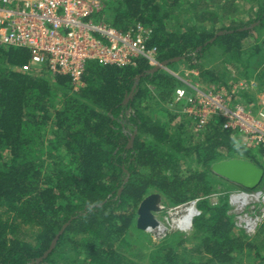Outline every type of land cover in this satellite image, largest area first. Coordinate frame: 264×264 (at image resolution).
I'll return each mask as SVG.
<instances>
[{"label": "trees", "instance_id": "obj_1", "mask_svg": "<svg viewBox=\"0 0 264 264\" xmlns=\"http://www.w3.org/2000/svg\"><path fill=\"white\" fill-rule=\"evenodd\" d=\"M216 1L116 0L108 21L150 27L158 60L183 56L206 85L249 81L248 63L264 52V0H247L253 19L219 28L217 11L231 17L233 8ZM207 52H219L221 70L202 65ZM28 60L27 49L0 44V264H142V253L127 256V239L143 231L137 209L154 192L165 204L204 198L191 232L164 237L148 264H243L246 254L264 264V222L248 237L234 229L227 194L216 204L205 198L231 183L212 163L241 157L264 170V148L255 156L215 117L193 133L189 119L162 105L173 104L178 80L144 59L134 67L89 62L77 90L67 75L20 71ZM226 62L241 69L231 76Z\"/></svg>", "mask_w": 264, "mask_h": 264}, {"label": "built area", "instance_id": "obj_2", "mask_svg": "<svg viewBox=\"0 0 264 264\" xmlns=\"http://www.w3.org/2000/svg\"><path fill=\"white\" fill-rule=\"evenodd\" d=\"M108 1L116 0H0V44L27 49L28 64L20 71L33 67L40 71L43 64L52 75L69 76L75 89L83 85L82 75L89 62L134 67L144 59L150 67L161 65L157 48L148 45L152 29L140 22L126 30L114 27L102 13ZM164 68L180 82L174 88L173 102L184 104L179 114L192 122L195 132L215 117L245 148H264V91L251 100L243 96L258 86L254 80L206 85ZM223 194H227L234 229L252 237L264 222V184ZM220 195L213 192L205 198L216 204ZM202 198L160 205V211L165 212L162 220L157 219V224L146 230L160 237L172 230L188 233L201 213L197 202Z\"/></svg>", "mask_w": 264, "mask_h": 264}, {"label": "rangeland", "instance_id": "obj_3", "mask_svg": "<svg viewBox=\"0 0 264 264\" xmlns=\"http://www.w3.org/2000/svg\"><path fill=\"white\" fill-rule=\"evenodd\" d=\"M114 2L115 1H108L107 4H106V7L102 10V13H104L106 15V19L107 20H109V18H108L109 17V11L107 9L108 5H110V4L114 3ZM216 3H218L220 5L223 4V5L226 6V8H233V10H231L229 12V15L231 17H226V15L224 13H222L220 10H218L217 7L211 9V11H213V10L217 11L218 10L217 11L218 12V21L215 24L216 28H219L221 25L238 24L241 21L242 22H246L250 18L253 19L254 16H255L254 14H255V10H256L255 8L256 7L252 5L253 3L251 1L249 2L247 0H232V1L217 0ZM218 4H215L213 6L217 5L218 7H220V5H218ZM231 5H233L234 7H231ZM231 21H233V22H231ZM211 22L212 21H207L206 25L208 26V24H210ZM250 27L253 28L254 26L253 27L250 26ZM254 36H255V33H251V35L249 37H247L245 40H243V45H242L243 48H246L251 42L254 41ZM261 60L264 61V52H262L261 56L253 57L251 59V61L248 63V69H249V72H250V76H249V79H247V80H254L258 84V86L255 88V90L251 91V93H250V94H253V99H255V95L257 93H260L261 91H264V84L262 83L261 76H260L261 72L259 74L256 73L257 67H258L259 70H262L264 68V66L259 63V61H261ZM201 63H202V65L205 68L211 69V70L219 71V70H221V68H223L222 67V61H221V58L219 56V52H207L205 54V56L201 58ZM42 65L43 64H41L40 66L43 69ZM167 66L170 68V70H173L178 75L186 76L185 78L190 79L191 81H197V82L200 81V82H203L202 84H205V81L200 76L198 77V75H199L198 73L194 74V71L196 72L197 69L194 68V67H190L187 64L185 59H181L179 61L167 63ZM225 66L229 70V72H231V76L236 75L238 70L241 69L240 66L239 67L237 65L235 66L234 64H232L230 62L229 63L226 62ZM30 69L31 68H29L26 72H28V71L29 72L30 71L38 72L34 67L32 68V70H30ZM162 69L165 70L164 67ZM185 73H186V75H184ZM231 82H232V77H229L227 85L231 84ZM179 84H180V82H179ZM79 87L80 86L76 85V89L75 88L74 89L77 90V88H79ZM202 87L205 88V86H202ZM150 89H152V87H150ZM162 105L164 107H168L169 109L173 110L174 112H178V114H179V111L182 110V107H183L184 104L181 103V102L180 103L179 102L178 103H174L173 102V104H169L168 105L167 103H162ZM183 118L188 119L185 115L179 114L177 120H180V119H183ZM190 124H191L190 125L191 130L193 131V133H196L194 128H193L192 122ZM47 135L49 137L51 136L50 134H47ZM249 150L255 156L258 155L257 148H250ZM45 159H46V157H45ZM46 162H47V159H46ZM183 167H184L183 169H185V165ZM261 184L263 185L264 183L262 182ZM226 187H227L228 190H233V189L239 188L238 186H236L235 184H232V183H226ZM217 189H218V192H220L221 194H223L225 191H227V190H225L226 188H223L221 185L218 186ZM160 205H164V206L169 207V206H174L175 204H165V203L160 201ZM164 213H165L164 209H163V211H159L158 213H155L156 218L158 220H162ZM260 226H259V228H260ZM259 228H258V230H259ZM175 232H178V231L172 230L167 235H169L171 233L174 234ZM190 232L182 233V234H189ZM178 233H181V232H178ZM167 235H165L163 237H160V236L156 235L153 232H148L146 229H144L140 233L135 232V231L132 232V233L130 232L129 236H128V239H127V241L129 242V245H130L129 246V253H127V256L136 259V255L138 253L139 254L142 253L143 255L140 256V258H139L140 263L148 264L149 263V259H150L149 256L152 254L153 250L157 246H159L158 245L159 242H161V240L164 239V237H166ZM262 237H263V242L260 245ZM257 241H258L257 245L259 246L260 251H262L264 253V246H263L264 245V232L261 234V236L259 237V239ZM244 259L245 260L243 261V264H253V256H248L246 254L244 256Z\"/></svg>", "mask_w": 264, "mask_h": 264}, {"label": "water", "instance_id": "obj_4", "mask_svg": "<svg viewBox=\"0 0 264 264\" xmlns=\"http://www.w3.org/2000/svg\"><path fill=\"white\" fill-rule=\"evenodd\" d=\"M223 32L224 31H218L208 41H212L218 34H221ZM181 59H184V57L177 56L170 60H164L161 62V65L152 67L150 71L158 70L167 66L168 62H175ZM260 76L262 83L264 84V68L262 69ZM210 170L214 174L224 178L228 182L241 186L245 189H254L260 186L264 176V170L260 166H258L251 160L241 157H232L214 162L210 165ZM160 201L161 195L157 192L151 193L141 200L137 209L138 227L144 230L148 227H154L157 224L158 221L155 213H158L160 211ZM57 237L58 235H56V237L52 240L50 247L42 255L43 257H45L52 250ZM40 259L41 258H38V260Z\"/></svg>", "mask_w": 264, "mask_h": 264}, {"label": "bare ground", "instance_id": "obj_5", "mask_svg": "<svg viewBox=\"0 0 264 264\" xmlns=\"http://www.w3.org/2000/svg\"><path fill=\"white\" fill-rule=\"evenodd\" d=\"M191 214H192V210H190V211L188 212V214H186V216H185V218H186V222L189 221ZM189 232H190V231H189Z\"/></svg>", "mask_w": 264, "mask_h": 264}, {"label": "crops", "instance_id": "obj_6", "mask_svg": "<svg viewBox=\"0 0 264 264\" xmlns=\"http://www.w3.org/2000/svg\"><path fill=\"white\" fill-rule=\"evenodd\" d=\"M257 95H255V98H256Z\"/></svg>", "mask_w": 264, "mask_h": 264}]
</instances>
